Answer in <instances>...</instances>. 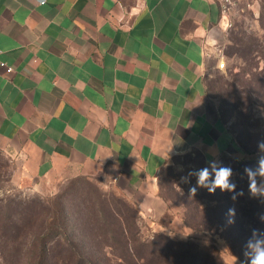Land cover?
<instances>
[{
	"label": "crops",
	"instance_id": "0c3cea01",
	"mask_svg": "<svg viewBox=\"0 0 264 264\" xmlns=\"http://www.w3.org/2000/svg\"><path fill=\"white\" fill-rule=\"evenodd\" d=\"M227 35L212 0H0V146L32 176L107 177L154 230L187 231L159 174L239 152L206 82Z\"/></svg>",
	"mask_w": 264,
	"mask_h": 264
},
{
	"label": "trees",
	"instance_id": "16d2710c",
	"mask_svg": "<svg viewBox=\"0 0 264 264\" xmlns=\"http://www.w3.org/2000/svg\"><path fill=\"white\" fill-rule=\"evenodd\" d=\"M260 27L262 34L257 37L245 33V38L234 35L226 53L235 52L248 62L239 73L229 68L233 80L227 83L224 98L239 106L252 101L264 89V65L258 70L259 61L249 64L256 57L264 61V0H261ZM253 152L246 150L248 154ZM247 161L246 168L255 164L253 160ZM166 166L159 174L160 196L169 204L181 206L180 215L188 227L218 234L228 241L236 257L251 264L255 252L248 247L249 241L253 246L264 242V196L250 194L245 168H240L235 177L229 178V182L236 185L234 192L216 188L210 193L206 187H197L193 196L190 188L196 186V182L185 189L182 196L173 198L177 189L172 186V194L168 193L171 182L161 176ZM255 166L254 172L260 164ZM255 179L258 186L264 183V177L257 175ZM206 183L211 185L214 181ZM241 190L242 196L238 195ZM41 207H34L36 216L41 215L36 219L39 220L37 224L27 223L25 208L18 210L17 220L13 219L10 210H5V217L0 219L3 248L0 264H228L214 240L203 243L156 231L144 236V219L139 208L125 197L115 202H93L90 207L94 209L80 221L83 237L73 231L61 199ZM229 209L235 210L234 216H229ZM230 219L234 221L231 224L228 223ZM29 245L31 254L26 257ZM261 246L264 247V243Z\"/></svg>",
	"mask_w": 264,
	"mask_h": 264
},
{
	"label": "rangeland",
	"instance_id": "374dc122",
	"mask_svg": "<svg viewBox=\"0 0 264 264\" xmlns=\"http://www.w3.org/2000/svg\"><path fill=\"white\" fill-rule=\"evenodd\" d=\"M260 14L261 0L233 1L226 16L227 23H229L227 43L220 53L225 61V66L223 68L217 67V57L212 61L206 73L207 90L217 101L223 120L235 135L239 152L236 155H222L216 160L207 159L200 151L173 156L161 174L162 177H166L171 182L168 193L172 194V186L177 189L178 192L173 195V198L182 196L185 189L191 184H195L198 179L196 173L205 168L209 171L208 181L210 182L215 181V172L219 171L221 167L231 168L232 175L230 177L233 178L236 176L237 170L246 168L247 160L255 161V164L249 167L252 169L259 164V157L264 156V149L259 147L260 143H264V89L263 92H258L259 96L254 97L244 106H239L228 98H224L227 83L233 80L229 68L234 73H239L248 63L238 57L235 52L226 55L229 46L232 44L231 39L233 40L234 35L245 38L244 33L255 37L262 34ZM255 61L257 64L259 61L258 70H260L264 65L263 59L256 57L249 64H254ZM253 70L255 71L256 68ZM10 149L0 146V219L5 217V210H10V214L14 216L13 219L17 220L19 218L17 216L18 210L25 208L28 213L27 223L37 224L39 220L36 219L40 218L41 215L36 216L34 207L42 209L41 206L45 203L61 199L65 204L73 231L78 237H81V218L87 216L94 209L90 207L93 202L100 200L115 202L125 197L107 177L89 175L48 179L29 175L25 171L22 159ZM245 149L254 152L248 154ZM213 165L215 170H213ZM170 204L176 212L181 213V206L175 203ZM174 228L172 233H165L177 238L181 236L184 239L193 238L203 243L214 240L225 262L228 264H245L231 252L228 241L218 234L197 231L190 227L187 231L181 227L175 226ZM154 231L163 232L154 230L144 221L143 235L148 236ZM1 238L2 233L0 231V256L3 252ZM30 247L29 245L28 250L25 248V251L27 250L26 257L31 254Z\"/></svg>",
	"mask_w": 264,
	"mask_h": 264
},
{
	"label": "clouds",
	"instance_id": "9594fccd",
	"mask_svg": "<svg viewBox=\"0 0 264 264\" xmlns=\"http://www.w3.org/2000/svg\"><path fill=\"white\" fill-rule=\"evenodd\" d=\"M43 3V0H41ZM259 147L264 149V143H260ZM259 169L254 172L251 168H245V172L249 178V192L255 197L257 195L264 196V183H261L260 186L257 185L255 177L257 175L264 177V156L259 157ZM213 170H215V166L213 165ZM198 179L196 186L190 188V194L196 195L197 187H206L210 193H214L216 188H219L221 191L234 192L236 189V185L234 183L229 182V177L232 175L231 168L221 167L219 171L215 172V181L211 185L206 183L209 179V171L207 168L196 173ZM238 195H243V191L238 193ZM233 200L236 199L235 196L232 197ZM235 215L234 209H229V216L232 217ZM233 220H229L228 223H233ZM253 235H256L254 231ZM264 242H257L255 246H253L252 242L249 241L248 247L253 248L255 255L251 259V264H264V247L261 244ZM249 255V253H246Z\"/></svg>",
	"mask_w": 264,
	"mask_h": 264
},
{
	"label": "built area",
	"instance_id": "2783aa9c",
	"mask_svg": "<svg viewBox=\"0 0 264 264\" xmlns=\"http://www.w3.org/2000/svg\"><path fill=\"white\" fill-rule=\"evenodd\" d=\"M40 3H41V0H38ZM214 2H216L217 4H219L220 8H221V12H222V15L224 17L227 16V11L228 9L231 7L232 3L234 0H212ZM45 2V0H43V3ZM228 26H229V23H227ZM1 50H0V55H1ZM0 65H5V63L3 61H1V58H0ZM225 66V61L223 59H221L218 63V67L219 68H223ZM8 69L9 70H12V67L11 66H8Z\"/></svg>",
	"mask_w": 264,
	"mask_h": 264
}]
</instances>
